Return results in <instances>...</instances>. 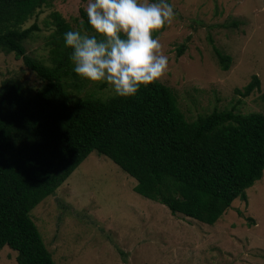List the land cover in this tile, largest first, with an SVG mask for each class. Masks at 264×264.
<instances>
[{
  "label": "trees",
  "instance_id": "trees-1",
  "mask_svg": "<svg viewBox=\"0 0 264 264\" xmlns=\"http://www.w3.org/2000/svg\"><path fill=\"white\" fill-rule=\"evenodd\" d=\"M52 1L0 0V51L14 53L43 81L35 89L15 75L0 82V249L16 251L17 264H55L30 211L92 151L133 177L135 192L174 215L214 224L236 198L246 200V189L264 171V114L214 109L189 121L159 80L131 97L72 96L69 87L79 84L68 79L78 75L64 40L72 29L61 14L52 12L51 64L25 47L38 26L23 25ZM79 13L89 29L86 11ZM212 47L228 69L231 57ZM260 84L253 74L235 90L247 96Z\"/></svg>",
  "mask_w": 264,
  "mask_h": 264
},
{
  "label": "rangeland",
  "instance_id": "rangeland-1",
  "mask_svg": "<svg viewBox=\"0 0 264 264\" xmlns=\"http://www.w3.org/2000/svg\"><path fill=\"white\" fill-rule=\"evenodd\" d=\"M155 2V0H153ZM88 0H53L23 25L38 29L25 41L27 53L51 64L52 12L79 30ZM171 23L157 31L168 57L159 81L175 93L187 120L212 110L264 114L263 0H168ZM94 35L93 29H87ZM100 37H98L99 39ZM209 38L213 40L210 42ZM184 45L182 53L178 48ZM215 45L231 57L222 69ZM74 69V65L72 63ZM256 74L260 88L247 96L235 89ZM19 76L35 89L43 83L14 53L0 51V82ZM75 97L115 95L106 82L71 77ZM136 180L103 154L92 151L30 216L55 264H264V171L214 224L195 221L133 190ZM241 212V213H240ZM16 251L0 249V264H17Z\"/></svg>",
  "mask_w": 264,
  "mask_h": 264
},
{
  "label": "clouds",
  "instance_id": "clouds-1",
  "mask_svg": "<svg viewBox=\"0 0 264 264\" xmlns=\"http://www.w3.org/2000/svg\"><path fill=\"white\" fill-rule=\"evenodd\" d=\"M85 11L95 34L83 23L64 34L78 76L106 82L115 95L131 97L166 75L169 60L153 34L174 17L168 0H88Z\"/></svg>",
  "mask_w": 264,
  "mask_h": 264
},
{
  "label": "water",
  "instance_id": "water-1",
  "mask_svg": "<svg viewBox=\"0 0 264 264\" xmlns=\"http://www.w3.org/2000/svg\"><path fill=\"white\" fill-rule=\"evenodd\" d=\"M263 10H264V0H263Z\"/></svg>",
  "mask_w": 264,
  "mask_h": 264
}]
</instances>
